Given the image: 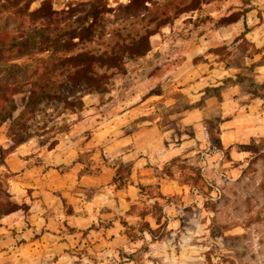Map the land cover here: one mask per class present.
Here are the masks:
<instances>
[{"label":"rangeland","instance_id":"1","mask_svg":"<svg viewBox=\"0 0 264 264\" xmlns=\"http://www.w3.org/2000/svg\"><path fill=\"white\" fill-rule=\"evenodd\" d=\"M91 1L51 0L71 19ZM130 1L107 0L100 36L82 48L110 52L149 34L147 54L107 71L109 92L83 97L77 114L41 104L33 137L0 169L28 208L1 220L0 264H264V112L247 111L264 105V0L189 12L151 0L124 18ZM18 23L0 13V32ZM15 62L29 61L2 63ZM226 121L232 140L212 150L207 137L221 139Z\"/></svg>","mask_w":264,"mask_h":264},{"label":"trees","instance_id":"2","mask_svg":"<svg viewBox=\"0 0 264 264\" xmlns=\"http://www.w3.org/2000/svg\"><path fill=\"white\" fill-rule=\"evenodd\" d=\"M35 1H40L39 6L29 11ZM204 1L168 0L165 7L179 10L183 5L180 11L189 12L199 10ZM151 2L131 0L124 7V18L143 14ZM87 5L89 8L82 15L71 19L72 12L54 11L51 0H3L0 3V13H10L20 21L18 33L0 32V69L6 75L5 80L0 78V126L7 125L8 141L6 148L0 146V169L14 149L33 137L31 124L41 104L56 102L68 113L77 114L83 106V97L109 92L111 75L107 71H119L150 50L149 34L120 44L110 52L83 49L100 36L107 0H93ZM234 16L230 23L239 20ZM26 20L38 26L22 32L20 29L27 28ZM26 55L29 62L2 63L5 59ZM19 109L22 110L16 115ZM207 141L212 150H222L219 136H209ZM19 210L28 208L13 200L10 186L0 173V226L4 217Z\"/></svg>","mask_w":264,"mask_h":264},{"label":"crops","instance_id":"3","mask_svg":"<svg viewBox=\"0 0 264 264\" xmlns=\"http://www.w3.org/2000/svg\"><path fill=\"white\" fill-rule=\"evenodd\" d=\"M247 111L249 113V115H254L259 111H262V113L264 112V105L263 102L261 100H251L249 105L247 106ZM260 118V117H259ZM262 119H264V116L262 117ZM197 122H199V119H197ZM229 121H226L225 123H222L220 125V128L222 130L221 132V143L224 146L225 144H227L226 142H228L229 140H232V133L230 132H226L225 137H223V129H228L231 128L230 126L233 124ZM194 128H196L195 124L192 125ZM246 128H250V126L245 125ZM233 132V131H232ZM197 136V134H195ZM250 136H255L254 134H251Z\"/></svg>","mask_w":264,"mask_h":264}]
</instances>
